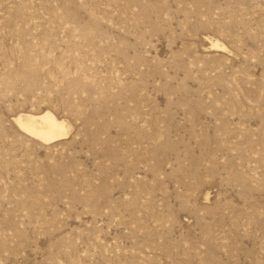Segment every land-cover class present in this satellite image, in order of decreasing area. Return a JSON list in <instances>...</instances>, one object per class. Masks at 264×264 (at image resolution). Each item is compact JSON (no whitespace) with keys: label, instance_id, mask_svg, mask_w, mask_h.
<instances>
[{"label":"rangeland","instance_id":"1","mask_svg":"<svg viewBox=\"0 0 264 264\" xmlns=\"http://www.w3.org/2000/svg\"><path fill=\"white\" fill-rule=\"evenodd\" d=\"M0 264H264V0H0Z\"/></svg>","mask_w":264,"mask_h":264},{"label":"bare ground","instance_id":"2","mask_svg":"<svg viewBox=\"0 0 264 264\" xmlns=\"http://www.w3.org/2000/svg\"><path fill=\"white\" fill-rule=\"evenodd\" d=\"M210 44L213 48L226 50L218 41H211ZM14 122L24 134L43 144L60 141L70 132V124L48 110L38 114L20 113L15 116Z\"/></svg>","mask_w":264,"mask_h":264}]
</instances>
